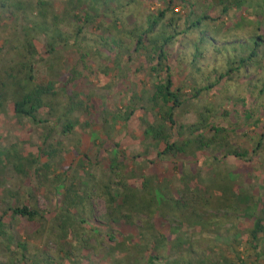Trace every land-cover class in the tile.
I'll list each match as a JSON object with an SVG mask.
<instances>
[{
    "label": "rangeland",
    "instance_id": "obj_1",
    "mask_svg": "<svg viewBox=\"0 0 264 264\" xmlns=\"http://www.w3.org/2000/svg\"><path fill=\"white\" fill-rule=\"evenodd\" d=\"M52 3L55 13L62 14L61 0H52ZM137 6L139 14L128 19L130 25L137 16L142 18L163 10L166 3L142 0ZM180 10L177 5L176 11ZM248 12L236 10L224 21L231 18L232 22L239 23L249 19ZM4 25L11 26V21L0 12V32L4 33L0 35V49L4 47L6 52L11 46L3 38L13 39L15 35L12 27ZM84 36L90 41L88 50L96 52L99 47L95 42L100 37L97 25L88 28ZM37 42L38 51L46 60L36 66L38 83L58 81L65 90L60 103L64 105L68 97L77 93L86 105L91 99L95 109L90 113H74V132L64 136L62 128L66 119L62 109L54 117L45 114L41 117L49 125H35L17 118L10 103L0 108V223L5 231L0 237V264L9 261L14 264H264V229L256 243L252 239L249 242L253 220L239 218L243 214L231 209L219 211L214 205L200 210V218H196L188 211L173 209L174 203L168 197L178 198L187 185L192 191L202 193L209 186L229 182L241 203L239 212L250 198L257 199V218L264 226V115L259 119L258 128L252 126L253 121L244 120L246 112L255 104V97L246 91V79L236 80L230 89L221 84L198 100L189 101L177 111L176 117L179 124L187 126L197 121L199 113L212 110V122L236 131L232 133L230 146L247 151V158L226 157L218 149L190 152L178 160L161 159L155 142L145 138L141 123L143 118L152 121V115L139 110L144 102H132L141 92L151 90L152 82L143 58L126 64L112 61L115 57L107 53L97 54L84 70L80 65L82 77L70 83L68 72L74 65L69 59L70 51L60 50L56 55L50 78L47 66L55 63L46 55L45 36H37ZM169 55L174 87L191 96V86L197 77L189 62L184 61L180 44L170 49ZM205 65L208 62L202 66ZM133 106L137 111L127 123L111 124L112 112H121L124 118ZM225 112L230 115L225 117ZM50 127L53 129L45 142ZM259 142L262 147L256 154H250ZM49 148L57 151L53 162L40 154L41 149ZM33 159L38 160L37 166L32 164ZM116 159L119 170L112 171L111 163ZM115 173L117 177L113 176ZM146 179L153 180L159 205L152 220L142 216L126 222L107 216L108 191L117 201L114 207L118 208L123 204L118 184L125 182L142 192ZM69 187L72 192L68 198ZM208 195L204 196L205 200H209ZM65 198L75 204L68 211L71 217L75 216L77 225H81L74 226L72 235L64 238L60 226L67 220ZM22 206L39 210L43 219L30 223L13 217L11 210ZM255 211L253 208L250 213ZM161 236L165 237L164 242L158 241ZM19 244L25 245L26 252L19 249ZM9 248L16 253L13 260Z\"/></svg>",
    "mask_w": 264,
    "mask_h": 264
},
{
    "label": "trees",
    "instance_id": "obj_2",
    "mask_svg": "<svg viewBox=\"0 0 264 264\" xmlns=\"http://www.w3.org/2000/svg\"><path fill=\"white\" fill-rule=\"evenodd\" d=\"M140 1L142 0H61L63 12L57 15L52 0H0V12L11 21L9 27H12L15 35L13 39L3 38L5 43L9 42L11 50L5 52L4 47L0 49V108L3 109L10 103L17 118L27 119L35 125H49V121L42 120L41 117L44 114L54 117V113L62 109L66 119L62 128L64 136L74 132V113H90L95 109L91 105L90 97L86 105L79 100L77 93L68 97L64 105L60 103L65 90L60 88L58 81L38 83L36 66L46 60L38 51L37 36L44 35L46 55L55 63L47 66V71L51 73L48 76L51 78L53 75L56 55L60 50L66 49L71 53L69 59L74 61L68 72L71 75L70 83L82 77L80 65L84 70L91 57H96L97 54L107 53L115 57L112 61L126 64L134 59H144L152 82L151 90L141 92L132 102H144L139 110L152 115V121L143 118L141 123L145 138H150L160 150L159 158L178 160L185 158L190 152L194 154L218 149L223 150L226 157L247 158V151L230 146L232 133L236 131L212 122V110L199 113L197 121L187 126L179 124L176 113L189 101L198 100L203 94L218 89L221 84V87L230 86V89L236 80L246 79V91L255 97V104L246 112L244 120L253 121L252 126L259 127V119L264 115V0H160L166 3L163 10H157L142 18L137 16L130 25L128 19L139 14L137 5ZM177 5L181 8L180 12L176 11ZM242 9L249 11V19H242L239 23L232 22L231 18L224 21L234 11ZM227 21L231 23L228 24ZM19 22L25 24L19 25ZM95 24L100 32V37L95 42L99 48L96 52H91L88 50L90 41L84 33ZM4 26L9 28L8 25ZM0 35L4 33L0 32ZM177 44L182 47L184 61L189 62L190 69L197 77L191 86V96L174 87L169 50ZM205 62L208 65L202 66ZM103 73L106 75L107 71ZM136 111L135 106L129 108L124 118L121 117V112H112L111 124L127 123ZM224 114L225 117L230 115L228 112ZM51 129L53 128L50 127L45 136V142L50 137ZM174 134L178 139L174 140ZM262 137L264 140V134ZM261 147L262 143L259 142L250 154H256ZM56 153L52 148L40 150L41 156L49 157L52 162ZM32 164L37 166L38 160L33 159ZM118 165L117 159L113 160L111 170H119ZM15 169L19 170L17 165ZM18 173L23 174L21 171ZM113 176L117 177V174ZM194 177L190 178L193 180ZM197 181H200L198 177ZM118 185L122 190L123 204L115 208L117 201L108 191V217L133 222L142 216L152 220L158 213L159 205L153 180H145L142 192L131 188L125 182ZM71 187L66 189L68 198L72 192ZM188 187L187 185L178 198L168 196L170 202L174 203V207L171 206L173 209L188 211L196 218H200V210L213 205L219 211L234 210L243 214L239 218L254 221L249 242L251 239L255 243L258 241V235L264 226L257 218L256 198H250L247 206L239 212L241 203L229 182L209 186L202 193ZM206 194H209V200L204 199ZM64 206L65 212H68L65 216L67 220L61 222L60 228L65 238L72 235L71 229L77 223L75 216L71 217L68 211L75 204L65 198ZM253 208L256 209L255 213H250ZM11 212L13 217L26 219L30 223L43 219L39 210L27 206L15 207ZM79 225L81 224L77 227ZM3 235L5 231L0 223V237ZM61 239L63 240L62 237ZM164 239L161 236L158 241L164 242ZM18 247L26 252L25 245L19 244ZM8 250L12 260L15 259L16 253L11 248ZM8 264L14 262L9 261Z\"/></svg>",
    "mask_w": 264,
    "mask_h": 264
}]
</instances>
